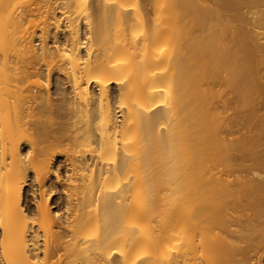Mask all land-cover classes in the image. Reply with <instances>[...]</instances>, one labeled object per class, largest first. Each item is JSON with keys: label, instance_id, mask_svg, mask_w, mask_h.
I'll return each instance as SVG.
<instances>
[{"label": "bare ground", "instance_id": "1", "mask_svg": "<svg viewBox=\"0 0 264 264\" xmlns=\"http://www.w3.org/2000/svg\"><path fill=\"white\" fill-rule=\"evenodd\" d=\"M0 264H264V0H0Z\"/></svg>", "mask_w": 264, "mask_h": 264}, {"label": "rangeland", "instance_id": "2", "mask_svg": "<svg viewBox=\"0 0 264 264\" xmlns=\"http://www.w3.org/2000/svg\"><path fill=\"white\" fill-rule=\"evenodd\" d=\"M83 32H84V30H83ZM51 91H53V89H51ZM51 184H52V186L54 187L55 186V184L52 182V179L49 181ZM28 184V186L25 188V190H29V187H30V185H29V183H27ZM56 187V186H55ZM28 194V193H27Z\"/></svg>", "mask_w": 264, "mask_h": 264}]
</instances>
